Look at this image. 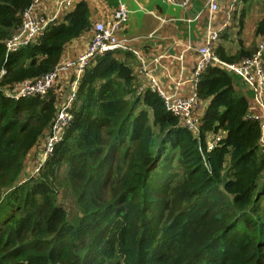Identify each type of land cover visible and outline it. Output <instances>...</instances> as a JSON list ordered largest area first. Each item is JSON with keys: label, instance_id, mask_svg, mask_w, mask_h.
Masks as SVG:
<instances>
[{"label": "trees", "instance_id": "16d2710c", "mask_svg": "<svg viewBox=\"0 0 264 264\" xmlns=\"http://www.w3.org/2000/svg\"><path fill=\"white\" fill-rule=\"evenodd\" d=\"M42 3L0 0V264H264L260 121L221 68L209 66L197 84L209 101L197 134L157 91L137 94L132 69L116 57L123 49L90 60L62 139L19 182L73 85L66 95L58 72L45 93L7 91L55 73L67 44L91 26L85 0L54 19ZM26 18L43 28L13 48ZM255 34L264 35V18ZM215 51L233 64L258 52L242 44L234 54ZM220 130L226 137L210 147L208 134ZM60 193L74 203L73 218Z\"/></svg>", "mask_w": 264, "mask_h": 264}, {"label": "crops", "instance_id": "0c3cea01", "mask_svg": "<svg viewBox=\"0 0 264 264\" xmlns=\"http://www.w3.org/2000/svg\"><path fill=\"white\" fill-rule=\"evenodd\" d=\"M71 1L70 10L74 9L81 0ZM90 9V28L79 37L67 44L63 60L60 66L63 69L58 75L57 84L65 88L66 95L69 93L72 81L73 70H65V65L69 60L77 58L81 52L87 48L94 26L98 22H110L113 18V11L119 3L125 5L127 9L128 22L119 30V36L137 53L131 50H120L116 57L132 69V75L136 77L137 90L140 94L146 90H159L157 86L166 94H175L188 97L191 91L197 87L195 83L194 69L198 62L199 55L197 48L207 40L208 33L212 30H219V37L214 42L215 48L221 46L226 53L234 54L240 49L242 44L245 49L258 51L263 46L264 35L255 34L258 23L264 15L257 19L252 27L253 37L247 39L244 35L246 22L251 19L254 7L262 5L264 14V0H216L218 8L211 10L209 0H189L184 6L173 3L170 0H85ZM58 0H43L44 12L52 14L56 10ZM241 8L240 10H238ZM236 20V21H235ZM233 21L239 22V27L235 29ZM234 26V27H232ZM216 52V51H215ZM221 68L233 78L234 88L245 95L248 100V117L264 115V92L259 93L252 83H247L243 76L232 71L228 66L219 63L211 65ZM154 77L157 83L154 86L151 78ZM202 75L199 77L200 81ZM71 83V84H70ZM67 96H64L63 101ZM202 102V100H201ZM207 107L209 101L203 100ZM148 112L149 118L153 121V109L145 105L142 101L140 110ZM205 109L200 111L201 119ZM200 119V120H201ZM200 125V122H199ZM261 126V125H260ZM260 146L264 143V128H260ZM226 133L219 131L217 135L209 133L207 141L211 144L217 140L225 138ZM46 136V135H45ZM43 137L39 145L34 147L30 153L37 150L35 156L42 161L44 156V146L47 138ZM37 157V158H38ZM38 158V159H39ZM41 161L39 162V165Z\"/></svg>", "mask_w": 264, "mask_h": 264}, {"label": "built area", "instance_id": "2783aa9c", "mask_svg": "<svg viewBox=\"0 0 264 264\" xmlns=\"http://www.w3.org/2000/svg\"><path fill=\"white\" fill-rule=\"evenodd\" d=\"M39 1V0H37ZM189 0H186L182 5H186ZM175 3H178L177 0H174ZM211 10H216L218 4L216 0L208 1ZM71 1L69 0H58L56 6V14L53 16L54 19L56 16L63 14L71 8ZM112 20L108 23L98 22L94 26V31L92 34V39L90 41L89 47L77 58L69 60L65 70H73L72 77L75 78V82L72 86V91L70 96L67 97V100L62 104L59 109L55 121L52 125L51 133L48 135L47 142L45 144L44 156L46 157L50 154L54 144L58 143L71 122V113L70 107L72 100L74 99V93L76 86L80 80V76L84 70V66L89 63L90 60L97 59L98 56L105 54L109 51H115L120 49H127V45L124 40L119 36V30L127 23V9L124 4L120 3L113 11ZM26 23L21 29L20 33L13 39L10 43V46L17 47L19 44H27L29 41L40 33L43 28L39 22L32 18H26ZM50 21H52L50 19ZM49 21V22H50ZM46 28V27H45ZM219 30H212L208 33L207 44L199 46L197 48V54L199 55L198 62L194 69L195 83L197 86V81L202 73H204L209 66L214 64H223L228 66L231 70H234L235 73L243 76L244 80L248 83L255 85V88L259 93L263 94L264 92V54L263 46L258 50V52L250 58L243 60L240 63L236 64H224L222 63L214 51V42L219 37ZM63 69L62 66L56 69L55 73L50 74L47 77H44L39 80H30L23 82L13 91H7L9 96L19 97L25 94L31 93H45L50 87L56 82L57 74ZM154 86L157 85L155 78H152ZM160 95L163 96L165 105L168 111H171L174 115L180 117L181 123L186 126L189 130L191 129L193 133L198 131L199 122L201 119L199 111V101L201 99L196 93V87L191 91L188 97H182L175 94H166L157 86ZM254 119L260 121V125L264 128V115L251 116ZM217 142L211 144L210 147L216 145ZM262 152H264V143L261 146Z\"/></svg>", "mask_w": 264, "mask_h": 264}, {"label": "rangeland", "instance_id": "374dc122", "mask_svg": "<svg viewBox=\"0 0 264 264\" xmlns=\"http://www.w3.org/2000/svg\"><path fill=\"white\" fill-rule=\"evenodd\" d=\"M259 7H257V8H255L254 7V10L252 11V13H251V19L249 20V21H247L246 22V28H245V33H244V35L246 36V38L247 39H251L252 37H253V34H252V27L255 25V23H256V21H257V19L259 18H261L264 14H263V12H262V9H261V7H262V5H259V4H257ZM118 6H120V3L118 4ZM241 8H239L238 10H240ZM236 21V20H235ZM235 21H233V25L235 26V25H237V27L235 26V29H237L238 27H239V22H236L235 23ZM234 26H232V27H234ZM91 41V40H90ZM89 44H90V42H89ZM205 44H207V40H205V42H203V44H201L200 45V47L201 46H203V45H205ZM89 47V45L87 46V48ZM87 48H85L82 52H81V54L87 49ZM80 54V55H81ZM215 55L217 56V58L222 62V63H224V64H233V63H229V62H226V61H224V60H222L220 57H219V55H217L216 54V52H215ZM232 71H234V70H232ZM152 78H154V77H152ZM152 78H151V80H152ZM137 94H140L139 92H138V90H137ZM202 100V99H201ZM205 105H206V103H204L203 102V100H202V102L201 101H199V111L201 110L202 112H203V110L205 109ZM153 123V122H152ZM201 126V125H200ZM153 129H154V133L155 134H159V130L156 128L155 129V125H153ZM197 134H198V131L196 132ZM37 150H40V146L37 148ZM37 150H35V151H33L32 152V155H28V157H27V160H26V162H25V166H24V169L22 170V173L19 175V182H25V181H27L28 179H30V177L31 176H33L35 173H37V171L39 170V168L41 167L40 165H39V162L41 161V163L42 162H44V161H42L38 156H35L36 155V153L38 152ZM44 150L42 149V152H43ZM39 159H38V158ZM40 163V164H41ZM59 197H60V200H59V203H61L66 209H67V211H68V213H69V216L70 217H74L73 215H76V213H77V211H76V209H75V206H74V203L69 199V197L67 196H64V194L63 193H60L59 194Z\"/></svg>", "mask_w": 264, "mask_h": 264}]
</instances>
